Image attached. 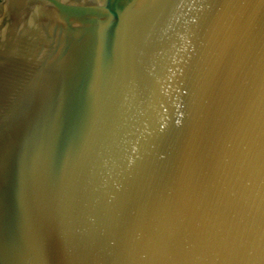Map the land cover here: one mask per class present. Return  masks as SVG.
Wrapping results in <instances>:
<instances>
[{
	"label": "water",
	"instance_id": "95a60500",
	"mask_svg": "<svg viewBox=\"0 0 264 264\" xmlns=\"http://www.w3.org/2000/svg\"><path fill=\"white\" fill-rule=\"evenodd\" d=\"M0 264H264V0H0Z\"/></svg>",
	"mask_w": 264,
	"mask_h": 264
}]
</instances>
